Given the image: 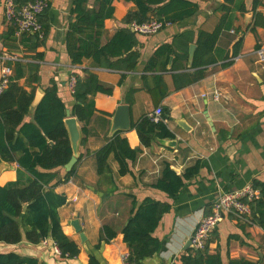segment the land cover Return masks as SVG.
<instances>
[{
    "label": "crops",
    "instance_id": "0c3cea01",
    "mask_svg": "<svg viewBox=\"0 0 264 264\" xmlns=\"http://www.w3.org/2000/svg\"><path fill=\"white\" fill-rule=\"evenodd\" d=\"M198 5V13L181 23L173 24L156 35L139 36L140 44L135 48L139 53L134 71L111 69L97 65L92 59L73 65L66 48L73 0H52L48 12L43 15V26L48 28L42 45L36 51L28 39L12 35L13 27L4 12V0H0V82L2 70L14 66L17 61L41 66L39 83L34 100H42L45 89L54 80L58 94L66 106V113L73 117L75 104L69 81L72 76H85V72L95 74L102 85L113 88L112 95L98 93L94 97L96 112L87 129L88 137L80 147L75 174L67 183L55 187L58 194L67 197V204L59 210L63 232L80 247L75 258L61 256L49 239L48 244L29 243L24 235L19 244L0 243V254L16 253L23 257L35 258L42 264H89L90 255L95 254L101 264H121L122 255L130 253L124 242L123 229L128 224L132 207L131 196L141 203L146 198L171 204L154 236L163 241L162 251L142 264H181V256L193 249L191 234L203 215L212 212L213 204L223 192H232L253 185L255 180L264 182V26L252 30L256 14L264 17V0H245L247 12L238 13L235 30L224 32L217 45L221 55H228L230 66L225 61L209 67L206 76L196 83L176 90L174 75L192 74L190 59L191 46H196L200 31L213 32L220 22L222 13L218 7L224 0H188ZM96 0H89L91 6ZM114 15L105 21L102 44H107L123 28L132 32L131 25L124 23L125 17L136 11L133 2L115 0ZM264 23V20L260 19ZM186 31L193 35L187 61L178 63L180 68L172 70L173 55L166 70L148 73L146 67L154 53L164 44H172L175 38ZM135 33V32H134ZM9 34L6 40L2 37ZM241 41L238 54L234 48ZM260 52H263L262 54ZM36 53L42 59H34ZM111 64L121 65L118 59ZM26 77L20 85L31 91ZM162 76L168 95L159 104L166 115V125L174 134V139L155 140L150 147H144L135 130L122 132L130 146L141 149L137 161L132 164V173L118 175L119 165L110 158L116 190L113 184L100 177L96 170L94 153L113 137L112 122L120 105L129 107L132 126L157 108L150 94L144 89L154 84V77ZM150 87V86H149ZM38 90L43 94L38 95ZM219 93V99L214 98ZM204 95H206L204 97ZM34 102V101H33ZM38 106V105H37ZM30 108L24 122L33 121L37 108ZM158 106V107H159ZM180 124L186 128H182ZM82 128L83 125L79 123ZM84 137V135H83ZM175 141L167 145L166 141ZM166 144V145H165ZM3 161V160H2ZM6 165L0 173V186L17 180L18 164L3 161ZM170 165L177 174H183L195 164L199 173L188 181L176 200L151 187L163 173L165 165ZM58 177L53 184L63 180L67 174L65 167L54 170ZM251 219V218H250ZM79 220L85 240L76 233L74 221ZM110 226L117 237L96 251L102 227ZM211 253H219L224 264L230 259H245L264 264V230L251 221L235 215H227L208 240ZM60 251V250H59Z\"/></svg>",
    "mask_w": 264,
    "mask_h": 264
},
{
    "label": "trees",
    "instance_id": "16d2710c",
    "mask_svg": "<svg viewBox=\"0 0 264 264\" xmlns=\"http://www.w3.org/2000/svg\"><path fill=\"white\" fill-rule=\"evenodd\" d=\"M33 0H16L19 5H25ZM115 0H96L93 6L89 0H73L69 31L66 35V48L73 65L82 64L85 59H92L97 65L111 69L134 71L139 60V53L135 48L140 44L137 34L128 28L120 29L110 41L103 45L105 21L114 15L113 3ZM133 2L136 11L130 12L124 23L131 25L133 22L144 23L152 18L170 22L181 23L194 17L198 5L188 0H123ZM254 4V11L257 6ZM222 13L219 24L213 32L200 31L192 61V74L174 75L176 90L201 81L207 74L210 66L225 61L223 66H230L228 55H221L217 50L218 41L226 31L235 30L238 20L237 14L247 12L245 0H224L218 7ZM46 11L43 15H45ZM43 15L40 17L42 22ZM264 17L256 14L252 30L257 26H264ZM43 24V23H42ZM45 34L48 28L44 26ZM15 35L14 32L11 33ZM189 31L179 34L172 44H164L154 53L146 72L154 73L160 69L166 70L172 56H175L172 70H178L181 60L187 61L193 35L188 37ZM9 34L2 37L6 40ZM33 44L32 50L36 51L42 41L35 34L22 36ZM241 41L235 44L234 56L238 54ZM42 59L40 53L33 56ZM118 59L121 65L111 64V59ZM39 65L25 64L17 61L10 66L13 71L10 82L0 94V159L6 162L17 163L19 168L17 180L0 186V243L15 245L26 240L38 244L44 239L53 240L62 257L75 258L80 254L79 245L68 237L62 229L59 210L67 204V197L58 194L55 187L60 183H67L74 176L76 166L67 172L63 180L55 183L58 174L54 170L65 167L73 156L69 134L65 125L67 118L66 106L58 94V86L54 80L50 81L45 89V94L37 106L33 121L24 122L34 101L36 87L39 83ZM27 78L31 84V91L20 85V80ZM77 83L73 93L75 104L72 114L83 125L82 131L85 144L88 137V125L96 112L94 97L98 93L112 95L113 88L101 84L98 77L85 72L84 77L76 75ZM144 89L150 94L155 105L159 104L168 95V89L163 84V77H154L153 86ZM166 120V115H163ZM141 145L150 147L155 140L174 139L165 122L153 123L150 117H144L133 124ZM141 149L130 146L128 139L122 132H116L107 143L94 153L96 170L100 177L113 184V172L110 158L118 163L120 177L131 174L134 164ZM199 164L189 167L185 173L177 174L170 165H165L162 177L152 188L168 195L173 200L178 198L187 182L199 173ZM260 191V198L252 204V224L264 230V182L255 180L252 185ZM132 207L128 224L123 229L124 242L129 252L130 260L142 264L144 260L159 254L163 248V241L154 236L163 217L168 214L172 206L167 202L146 198L139 203L131 196ZM211 214V212L209 213ZM207 214V215H209ZM117 237V232L108 225L101 230L96 251H101L105 244L111 243ZM181 264H224L219 253H211L208 246L204 251L188 249L180 259ZM0 264H42L35 258L20 256L16 253L0 254ZM89 264H101L99 258L90 255ZM228 264H259L245 259H230Z\"/></svg>",
    "mask_w": 264,
    "mask_h": 264
},
{
    "label": "built area",
    "instance_id": "2783aa9c",
    "mask_svg": "<svg viewBox=\"0 0 264 264\" xmlns=\"http://www.w3.org/2000/svg\"><path fill=\"white\" fill-rule=\"evenodd\" d=\"M51 2L52 0H33L25 5H19L16 0H4L5 17L13 27L15 36L21 38L24 35L35 34L40 40H43L45 38V30L40 21V17L50 8ZM171 25L173 24L170 22L152 18L144 23L133 22L131 29L139 36H153ZM260 53L262 54L263 52ZM12 74L13 71L10 67L3 68L0 94L7 89ZM76 83V77L72 76L69 81V86L73 93ZM214 98L216 100L219 99V93L216 92ZM163 115V108L159 106L150 115V119L156 124L160 122L166 123ZM259 198L260 191L252 185L220 194L213 204L211 214L203 215L196 224L190 237L192 248L198 251H204L208 246V240L212 233L227 215L232 214L250 221L252 217V204ZM43 241L48 244L49 239H44ZM52 247L56 252H60L56 243H53ZM121 259V264H136L130 260V253L123 254Z\"/></svg>",
    "mask_w": 264,
    "mask_h": 264
},
{
    "label": "water",
    "instance_id": "95a60500",
    "mask_svg": "<svg viewBox=\"0 0 264 264\" xmlns=\"http://www.w3.org/2000/svg\"><path fill=\"white\" fill-rule=\"evenodd\" d=\"M196 46L192 45L190 50V59L191 62L193 61V56L195 52ZM43 94L41 90H38V95ZM44 97V96H43ZM43 99V98H42ZM37 99L34 100L31 107L34 108L35 106L39 105L40 101H37ZM30 107V108H31ZM70 112H68V117L65 120V125L69 134V138L71 141V146L73 150V156L70 160V162L65 166L67 172H70L74 166L77 164L78 159L80 157V147L82 145L83 141V131L82 128L79 125V122L77 118L69 117ZM182 128H185L184 125L180 124ZM132 129V123L130 119V112L129 107L127 105H120L117 109V112L115 114L114 120L112 122V134L114 135L116 132H128ZM186 129V128H185ZM175 141H166L165 143L169 146L171 143ZM165 144V145H166ZM6 164L0 159V173L2 172V169L4 168ZM74 227L77 234H80V237L82 240H85V236L83 233V228L80 225L79 220L74 221Z\"/></svg>",
    "mask_w": 264,
    "mask_h": 264
}]
</instances>
